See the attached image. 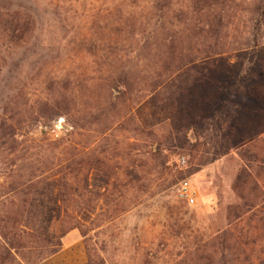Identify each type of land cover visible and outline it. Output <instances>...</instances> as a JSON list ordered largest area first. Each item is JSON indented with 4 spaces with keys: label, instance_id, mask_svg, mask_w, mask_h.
Returning a JSON list of instances; mask_svg holds the SVG:
<instances>
[{
    "label": "rangeland",
    "instance_id": "obj_1",
    "mask_svg": "<svg viewBox=\"0 0 264 264\" xmlns=\"http://www.w3.org/2000/svg\"><path fill=\"white\" fill-rule=\"evenodd\" d=\"M192 1L157 12L155 0H0V8H29L36 18L19 45L0 35V123L16 127L12 137L0 132V186L18 170L75 163L77 183L89 186L83 197L96 204L86 237L69 231L39 264H87L85 240L104 264H194L233 228L240 150L210 161L209 132L194 114L206 122L237 74L264 71V0H210L222 28L208 35L188 18ZM212 47L213 66L200 56L189 67L196 51ZM118 78L125 88L115 89ZM251 91L264 102V86ZM231 126L253 130L246 116ZM176 133L193 152L173 147ZM95 159L112 174L104 195Z\"/></svg>",
    "mask_w": 264,
    "mask_h": 264
},
{
    "label": "trees",
    "instance_id": "obj_2",
    "mask_svg": "<svg viewBox=\"0 0 264 264\" xmlns=\"http://www.w3.org/2000/svg\"><path fill=\"white\" fill-rule=\"evenodd\" d=\"M171 1L155 0L152 8L161 11ZM209 1H192L188 18L195 20L198 35H208L213 29L222 28L221 18L214 17ZM202 2L208 5L207 8L201 7ZM201 18H205L206 22L199 20ZM35 19L29 8L2 7L0 35L8 43L19 45L31 36ZM218 55L217 47L204 52L196 51L189 67L195 65L200 56L202 62L213 66L214 63L209 60ZM125 85L120 78L113 84L118 90L125 88ZM254 85L264 86V71L260 69L254 72V68H248L235 76L224 101L210 105L206 122L199 123L200 118L196 117L197 113L194 114L195 123L202 124L204 132H209L212 143L210 161L238 149L244 164L233 185L240 200L238 211L230 222L234 226L223 231L197 254L194 264H264V102L250 95ZM241 116L252 120L253 130L240 133L231 126V122ZM15 130L16 127L12 125L6 126V122L0 123V132L5 131L6 136H14ZM204 132L202 135H205ZM201 139L205 140L198 136L197 141L203 144ZM176 140L178 144L174 148L194 151V145H190L186 138L181 143L177 133ZM155 157L157 155L154 153ZM103 163L105 161L101 159L93 160V167H96L93 169H97L103 178L97 189L103 190L104 195L113 185H110V169H98L99 164ZM81 171L75 163L66 170L32 168L24 175L18 170L14 175L16 181L0 186V264H39L57 253L61 239L69 231L80 229L86 237L88 232L83 228L85 223L93 222L90 216L94 214L96 204L82 195L90 194V191L88 185L80 186L77 183L76 178ZM128 174L129 178L132 176L133 183L140 185L138 176L132 172ZM55 223H58L57 231L54 229ZM85 249L87 264H104L88 240H85Z\"/></svg>",
    "mask_w": 264,
    "mask_h": 264
},
{
    "label": "built area",
    "instance_id": "obj_3",
    "mask_svg": "<svg viewBox=\"0 0 264 264\" xmlns=\"http://www.w3.org/2000/svg\"><path fill=\"white\" fill-rule=\"evenodd\" d=\"M182 189H186V184H185V186H184V187H182Z\"/></svg>",
    "mask_w": 264,
    "mask_h": 264
}]
</instances>
